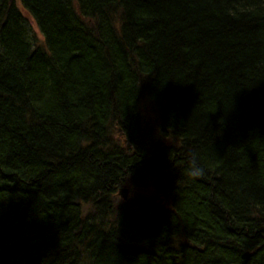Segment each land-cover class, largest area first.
<instances>
[{
	"label": "trees",
	"instance_id": "16d2710c",
	"mask_svg": "<svg viewBox=\"0 0 264 264\" xmlns=\"http://www.w3.org/2000/svg\"><path fill=\"white\" fill-rule=\"evenodd\" d=\"M18 2L0 264H264V0Z\"/></svg>",
	"mask_w": 264,
	"mask_h": 264
},
{
	"label": "rangeland",
	"instance_id": "374dc122",
	"mask_svg": "<svg viewBox=\"0 0 264 264\" xmlns=\"http://www.w3.org/2000/svg\"><path fill=\"white\" fill-rule=\"evenodd\" d=\"M17 5L19 7V2L18 0H16ZM22 15L25 19V26L26 28H28V39H30L29 41L32 43V45L34 46H44V39L43 36L39 30V28H37V25L35 23V20L33 19V17H30L28 15V13H26L22 7H20ZM125 188V187H124ZM130 192L128 190L127 192V198L130 196ZM120 198V197H119Z\"/></svg>",
	"mask_w": 264,
	"mask_h": 264
},
{
	"label": "clouds",
	"instance_id": "9594fccd",
	"mask_svg": "<svg viewBox=\"0 0 264 264\" xmlns=\"http://www.w3.org/2000/svg\"><path fill=\"white\" fill-rule=\"evenodd\" d=\"M188 175L193 179L203 178L206 174V169L201 166L197 158L193 155L189 161V167L187 169Z\"/></svg>",
	"mask_w": 264,
	"mask_h": 264
},
{
	"label": "water",
	"instance_id": "95a60500",
	"mask_svg": "<svg viewBox=\"0 0 264 264\" xmlns=\"http://www.w3.org/2000/svg\"><path fill=\"white\" fill-rule=\"evenodd\" d=\"M118 196L123 200L126 201L127 199V192L128 190L124 187L119 188L118 190Z\"/></svg>",
	"mask_w": 264,
	"mask_h": 264
}]
</instances>
